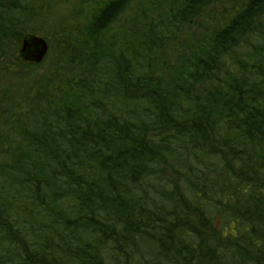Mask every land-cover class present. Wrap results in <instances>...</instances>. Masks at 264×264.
I'll list each match as a JSON object with an SVG mask.
<instances>
[{
  "label": "trees",
  "instance_id": "trees-1",
  "mask_svg": "<svg viewBox=\"0 0 264 264\" xmlns=\"http://www.w3.org/2000/svg\"><path fill=\"white\" fill-rule=\"evenodd\" d=\"M73 2L0 0V264H264V0Z\"/></svg>",
  "mask_w": 264,
  "mask_h": 264
},
{
  "label": "water",
  "instance_id": "water-1",
  "mask_svg": "<svg viewBox=\"0 0 264 264\" xmlns=\"http://www.w3.org/2000/svg\"><path fill=\"white\" fill-rule=\"evenodd\" d=\"M49 44L45 37L37 34H29L23 38L20 48V56L33 63L41 62L47 55Z\"/></svg>",
  "mask_w": 264,
  "mask_h": 264
},
{
  "label": "rangeland",
  "instance_id": "rangeland-1",
  "mask_svg": "<svg viewBox=\"0 0 264 264\" xmlns=\"http://www.w3.org/2000/svg\"><path fill=\"white\" fill-rule=\"evenodd\" d=\"M74 4H76V0H74L72 6ZM69 11H70V5H69V3H67V4H63V5H52L50 7V9L46 8L44 10V13L47 14L49 17H53V16H56L57 13L67 14V13H69Z\"/></svg>",
  "mask_w": 264,
  "mask_h": 264
}]
</instances>
